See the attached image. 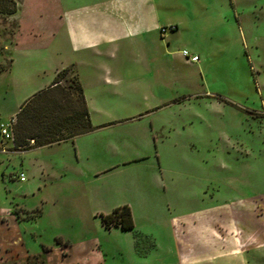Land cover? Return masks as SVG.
<instances>
[{"label":"rangeland","instance_id":"374dc122","mask_svg":"<svg viewBox=\"0 0 264 264\" xmlns=\"http://www.w3.org/2000/svg\"><path fill=\"white\" fill-rule=\"evenodd\" d=\"M0 5V124L75 64L95 128L0 135V264H264V0Z\"/></svg>","mask_w":264,"mask_h":264},{"label":"trees","instance_id":"16d2710c","mask_svg":"<svg viewBox=\"0 0 264 264\" xmlns=\"http://www.w3.org/2000/svg\"><path fill=\"white\" fill-rule=\"evenodd\" d=\"M0 5L1 14H13ZM73 73L71 79H66ZM13 145L15 150L50 146L93 131L82 85L72 68L59 70L52 84L27 99L15 115ZM32 143V144H30ZM105 228L120 227L131 232L134 222L128 206L115 208L100 216Z\"/></svg>","mask_w":264,"mask_h":264},{"label":"crops","instance_id":"0c3cea01","mask_svg":"<svg viewBox=\"0 0 264 264\" xmlns=\"http://www.w3.org/2000/svg\"><path fill=\"white\" fill-rule=\"evenodd\" d=\"M61 11V10H60ZM62 19V18H61ZM61 23H62V20H61ZM141 24H142V18H141V16L139 17V19H135L134 21H132V22H130L129 23V25L130 26H134V27H136V26H141ZM60 26H62V24L60 25ZM19 28L20 27H18V30H19ZM104 40H106V39H104ZM104 40H102V41H104ZM14 43H16V40L14 41ZM65 68H72L73 70H74V72H75V74L77 75V77H78V79H79V81H80V78H79V76H78V73H77V71H76V65L75 64H71L70 66H67V67H63V68H58V69H56L55 70V72H54V77H55V75H56V73L59 71V70H62V69H65ZM54 79V78H53ZM105 84H107V83H109V82H111V80L109 79V78H106L105 77ZM52 82H53V80L51 81V82H49V83H47V85H43V86H40V87H37V88H34L33 89V87H32V89L30 90V95L29 94H27V95H25L24 97H23V99H22V101H21V103H19V107H18V109H17V111H16V114L19 112V110H20V107L22 106V104L27 100V99H29L30 97H32L35 93H37V92H39V91H41V90H44V89H47L51 84H52ZM80 83H81V85H82V82L80 81ZM84 87V88H83ZM82 88H83V92H84V89L86 88L85 87V85L83 84L82 85ZM84 97H85V101H86V105H87V108H88V112H89V117H90V113H91V110H90V100H89V98L88 97H86V95L84 94ZM15 117V116H14ZM13 118V117H12ZM90 121H91V119H90ZM90 133V132H89ZM85 134H87V133H85ZM85 134H83V135H85ZM80 136V135H79ZM78 136H76V137H74L73 139H71V140H67V141H62V142H60V143H57V144H53V145H58V144H61V143H65V142H71L72 144L74 143V141H75V139L77 138ZM53 145H50V146H45V147H51V146H53ZM45 147H39V148H45ZM22 174V173H21ZM117 208V207H116ZM115 209V208H114ZM113 209V210H114ZM112 210V211H113ZM131 210V209H130ZM111 211V212H112ZM132 213V212H131ZM108 214H110V213H108ZM108 214H106V215H108ZM133 218V217H132ZM186 220V219H185ZM134 222V221H133ZM177 231V236L179 235L178 234V230H176ZM126 232V231H125ZM131 233H135V228H134V230L133 231H131ZM137 235V234H136Z\"/></svg>","mask_w":264,"mask_h":264},{"label":"built area","instance_id":"2783aa9c","mask_svg":"<svg viewBox=\"0 0 264 264\" xmlns=\"http://www.w3.org/2000/svg\"><path fill=\"white\" fill-rule=\"evenodd\" d=\"M182 55L190 60L191 62H195L198 60L197 56H190L186 50L182 51ZM15 117L11 118L10 123L7 125L0 124V135L3 138V140L13 142V125L15 124ZM22 180V179H21Z\"/></svg>","mask_w":264,"mask_h":264}]
</instances>
